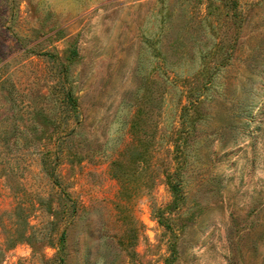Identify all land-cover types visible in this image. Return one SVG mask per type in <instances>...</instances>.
I'll list each match as a JSON object with an SVG mask.
<instances>
[{
    "label": "rangeland",
    "instance_id": "obj_1",
    "mask_svg": "<svg viewBox=\"0 0 264 264\" xmlns=\"http://www.w3.org/2000/svg\"><path fill=\"white\" fill-rule=\"evenodd\" d=\"M0 264H264V0H0Z\"/></svg>",
    "mask_w": 264,
    "mask_h": 264
}]
</instances>
